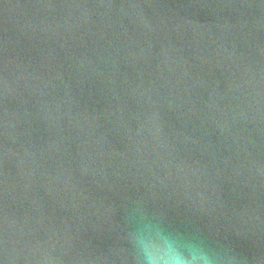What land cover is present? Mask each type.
<instances>
[{"label": "water", "instance_id": "obj_1", "mask_svg": "<svg viewBox=\"0 0 264 264\" xmlns=\"http://www.w3.org/2000/svg\"><path fill=\"white\" fill-rule=\"evenodd\" d=\"M135 203L264 264V0H0V264H132Z\"/></svg>", "mask_w": 264, "mask_h": 264}, {"label": "clouds", "instance_id": "obj_2", "mask_svg": "<svg viewBox=\"0 0 264 264\" xmlns=\"http://www.w3.org/2000/svg\"><path fill=\"white\" fill-rule=\"evenodd\" d=\"M125 223L132 264H243L231 247L170 228L139 203L127 210Z\"/></svg>", "mask_w": 264, "mask_h": 264}]
</instances>
